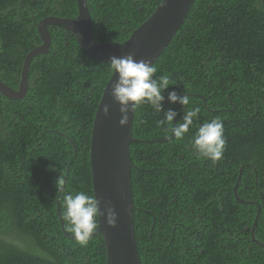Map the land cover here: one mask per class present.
I'll return each mask as SVG.
<instances>
[{
  "label": "trees",
  "instance_id": "trees-1",
  "mask_svg": "<svg viewBox=\"0 0 264 264\" xmlns=\"http://www.w3.org/2000/svg\"><path fill=\"white\" fill-rule=\"evenodd\" d=\"M85 2L94 42L103 44L126 42L161 0ZM76 15V0H0V81L18 89L25 56L41 44L39 21ZM48 31V53L31 61L24 98L0 94V264H105L100 235L82 247L64 231L56 182L64 180L65 194L93 195L91 127L112 73L62 27ZM152 65L157 78L170 77L165 98L175 90L190 103L183 108L166 99L164 110L177 116L164 126L156 123L163 114L149 105L134 110L138 142L129 156L140 264H201L206 243L222 245L231 264H264V0H193ZM197 106L189 133L177 140L171 127ZM215 117L223 121L226 146L213 163L191 141ZM244 202L260 208L253 232L259 244L250 235L258 208Z\"/></svg>",
  "mask_w": 264,
  "mask_h": 264
},
{
  "label": "water",
  "instance_id": "water-1",
  "mask_svg": "<svg viewBox=\"0 0 264 264\" xmlns=\"http://www.w3.org/2000/svg\"><path fill=\"white\" fill-rule=\"evenodd\" d=\"M192 2L193 0H164L163 5L160 3L151 16L132 31L126 42L96 44L86 2L76 0L75 19L47 17L36 24L41 44L25 56L18 89L13 90L0 81V94L10 100L24 98L28 88L31 61L48 53L49 26H60L71 33L79 47L98 62L108 64L114 55L124 56L131 53L135 59H147L153 64L183 24ZM115 79V74H112L102 90L94 115L89 144V169L93 196L100 201V211L103 213L106 202H111L117 213V224L115 227H108L101 215L98 218L99 227L92 236L100 235L102 238L105 264H140L132 219L130 179L132 163L129 156L130 144L138 142L132 138L131 133L135 109L128 113V124L121 127L118 123L119 105L113 103L109 95L111 83ZM164 102L166 103V99ZM106 103L111 105L107 117L101 112V108ZM239 179L240 175L238 181ZM238 181L233 189L234 193ZM244 204H252L258 208L250 235L251 240L259 244L254 239L253 232L260 208L255 202H244ZM259 245L264 248V245Z\"/></svg>",
  "mask_w": 264,
  "mask_h": 264
},
{
  "label": "clouds",
  "instance_id": "clouds-1",
  "mask_svg": "<svg viewBox=\"0 0 264 264\" xmlns=\"http://www.w3.org/2000/svg\"><path fill=\"white\" fill-rule=\"evenodd\" d=\"M163 5L164 0H161ZM109 71L116 79L111 83L110 97L113 103L119 105L121 127L128 124V113L140 106L149 105L155 114H163V118L156 121L158 126L171 125L177 112L172 108L164 110V101L169 104H179L183 108L190 103V96L186 93L178 94L175 90L168 91L167 97L162 94L172 85L170 77L161 75L156 77L157 69L147 59L137 60L129 53L124 56L110 58ZM111 105L104 104L102 114L107 117ZM200 108L193 107L182 116V122L171 127V134L181 140L189 133L193 126L194 118L198 117ZM142 123V121H141ZM226 146L224 124L219 117L200 125L191 141V148L201 158H206L213 163L220 161ZM57 181V180H56ZM64 180L56 182L57 191L63 195L62 219L65 221L64 231L71 233L77 243L82 247L87 246L92 235L99 227L98 218L103 215L108 227L117 224V213L111 202H106L103 213L100 211V201L93 195L83 191L65 194Z\"/></svg>",
  "mask_w": 264,
  "mask_h": 264
},
{
  "label": "flooded vegetation",
  "instance_id": "flooded-vegetation-1",
  "mask_svg": "<svg viewBox=\"0 0 264 264\" xmlns=\"http://www.w3.org/2000/svg\"><path fill=\"white\" fill-rule=\"evenodd\" d=\"M240 175V174H239ZM239 177V176H238ZM238 181V180H237ZM176 201V199H173L172 203H174ZM239 203H242L241 201ZM149 212V211H148ZM181 212V210L176 211V214L178 215ZM188 217V215H187ZM199 238L198 236H193L192 239L195 240ZM208 246V259L207 258H203L202 255L207 257V253H206V248H204L203 250H200V255H197V260L196 261H200L201 264H231L230 260L225 256L224 254V247L222 245H216V244H205ZM212 251H215L216 253H222L223 255L221 256L220 259H214L212 258ZM195 255L192 254L191 252V258L193 259ZM232 264H235L232 262Z\"/></svg>",
  "mask_w": 264,
  "mask_h": 264
}]
</instances>
